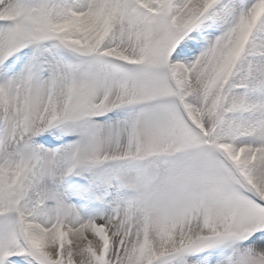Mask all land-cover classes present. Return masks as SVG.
I'll return each mask as SVG.
<instances>
[{
    "label": "snow or ice",
    "instance_id": "6c2138e0",
    "mask_svg": "<svg viewBox=\"0 0 264 264\" xmlns=\"http://www.w3.org/2000/svg\"><path fill=\"white\" fill-rule=\"evenodd\" d=\"M0 264H264V0H0Z\"/></svg>",
    "mask_w": 264,
    "mask_h": 264
}]
</instances>
